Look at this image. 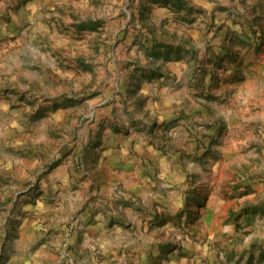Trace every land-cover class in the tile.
Masks as SVG:
<instances>
[{"label":"rangeland","instance_id":"374dc122","mask_svg":"<svg viewBox=\"0 0 264 264\" xmlns=\"http://www.w3.org/2000/svg\"><path fill=\"white\" fill-rule=\"evenodd\" d=\"M0 264H264V0H0Z\"/></svg>","mask_w":264,"mask_h":264},{"label":"crops","instance_id":"0c3cea01","mask_svg":"<svg viewBox=\"0 0 264 264\" xmlns=\"http://www.w3.org/2000/svg\"><path fill=\"white\" fill-rule=\"evenodd\" d=\"M157 104L158 105L159 104L162 105V107H163L162 109L164 111V112H162L163 114L168 112L171 109L170 107L173 106V102H172L171 98H169V99L168 98L160 99L159 102H157ZM121 209H122V207H121Z\"/></svg>","mask_w":264,"mask_h":264}]
</instances>
